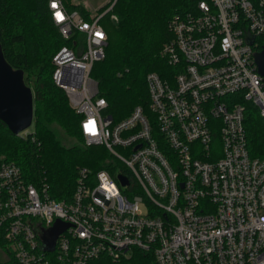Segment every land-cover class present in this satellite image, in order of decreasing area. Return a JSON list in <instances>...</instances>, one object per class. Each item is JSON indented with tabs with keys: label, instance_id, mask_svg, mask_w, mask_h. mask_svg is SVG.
Masks as SVG:
<instances>
[{
	"label": "built area",
	"instance_id": "obj_1",
	"mask_svg": "<svg viewBox=\"0 0 264 264\" xmlns=\"http://www.w3.org/2000/svg\"><path fill=\"white\" fill-rule=\"evenodd\" d=\"M48 7L64 39L80 34L53 56L52 81L82 117L84 146L104 147L110 160L94 173L78 169L65 201L0 157V261L122 264L140 250L157 264H264V159L249 155L244 127L248 105L264 121L254 61L264 0H197L175 16L161 51L176 68L172 81L147 74L149 113L136 106L119 122L90 77L105 57L102 14L86 21L62 0ZM56 220L68 226L46 252L42 237Z\"/></svg>",
	"mask_w": 264,
	"mask_h": 264
},
{
	"label": "trees",
	"instance_id": "obj_2",
	"mask_svg": "<svg viewBox=\"0 0 264 264\" xmlns=\"http://www.w3.org/2000/svg\"><path fill=\"white\" fill-rule=\"evenodd\" d=\"M197 0H110L96 15L107 34L105 57L93 64L90 77L98 83V96L107 102L114 122L128 117L136 106L149 113L146 75L154 72L172 81L176 68L161 51L172 39L169 24L175 16L193 12ZM68 12L86 21L92 14L82 4L62 0ZM114 16L116 20H113ZM80 37L66 40L53 23L48 0H0V45L6 62L22 70L24 82L34 94L32 132L14 135L0 121V157L13 162L23 178L33 184L45 182L55 200H68L77 170L106 168L110 160L102 146L83 145L81 115L69 106L64 91L52 81V58L62 47L72 48ZM262 43L258 47L261 50ZM244 127L251 158L264 159V121L248 105ZM5 248L0 238V254ZM0 264H4L0 261ZM96 264H112L100 258ZM122 264H157L154 255L134 250Z\"/></svg>",
	"mask_w": 264,
	"mask_h": 264
},
{
	"label": "water",
	"instance_id": "obj_3",
	"mask_svg": "<svg viewBox=\"0 0 264 264\" xmlns=\"http://www.w3.org/2000/svg\"><path fill=\"white\" fill-rule=\"evenodd\" d=\"M254 61L258 73L264 77V44L261 50L254 53ZM34 94L31 87L24 82L22 70L13 69L5 60L0 45V121L14 135L32 126ZM121 185H127V179L118 176ZM68 225L56 220L53 227L47 230L42 237L44 251L52 252L55 241Z\"/></svg>",
	"mask_w": 264,
	"mask_h": 264
},
{
	"label": "rangeland",
	"instance_id": "obj_4",
	"mask_svg": "<svg viewBox=\"0 0 264 264\" xmlns=\"http://www.w3.org/2000/svg\"><path fill=\"white\" fill-rule=\"evenodd\" d=\"M75 4H82L89 10L92 14H97L98 10L107 4L110 0H71ZM105 13V12H104ZM102 13V15L104 14ZM33 126L28 128L27 130L20 133V135L26 136L28 133L32 132ZM84 145V143H83Z\"/></svg>",
	"mask_w": 264,
	"mask_h": 264
},
{
	"label": "snow or ice",
	"instance_id": "obj_5",
	"mask_svg": "<svg viewBox=\"0 0 264 264\" xmlns=\"http://www.w3.org/2000/svg\"><path fill=\"white\" fill-rule=\"evenodd\" d=\"M57 18L58 19H63V17L59 13H57ZM90 131L94 132V127L92 125H90Z\"/></svg>",
	"mask_w": 264,
	"mask_h": 264
},
{
	"label": "clouds",
	"instance_id": "obj_6",
	"mask_svg": "<svg viewBox=\"0 0 264 264\" xmlns=\"http://www.w3.org/2000/svg\"><path fill=\"white\" fill-rule=\"evenodd\" d=\"M57 5L55 3L52 4V7L55 8ZM58 19V18H57Z\"/></svg>",
	"mask_w": 264,
	"mask_h": 264
},
{
	"label": "crops",
	"instance_id": "obj_7",
	"mask_svg": "<svg viewBox=\"0 0 264 264\" xmlns=\"http://www.w3.org/2000/svg\"><path fill=\"white\" fill-rule=\"evenodd\" d=\"M106 3H107V0H106Z\"/></svg>",
	"mask_w": 264,
	"mask_h": 264
}]
</instances>
